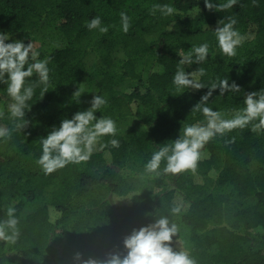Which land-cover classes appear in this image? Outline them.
Instances as JSON below:
<instances>
[{"label":"trees","instance_id":"trees-1","mask_svg":"<svg viewBox=\"0 0 264 264\" xmlns=\"http://www.w3.org/2000/svg\"><path fill=\"white\" fill-rule=\"evenodd\" d=\"M154 4L177 12L152 14ZM121 12L131 19L127 34ZM52 15L60 18L56 28L63 43L35 48L39 59L52 57L49 90L43 94L38 75L28 78L26 83L38 85L25 110L28 125L7 141L0 138V221L9 205L20 221L17 241H0V264H79L73 259L77 252L102 262L110 253L126 254L123 238L161 216L187 226L190 245L178 231L172 247L187 251L196 264H264V131L249 125L210 140L195 174H166L165 161L160 175L145 170L151 155L172 144L186 125L206 123L202 112L191 109L208 88L177 89L173 83L179 53L207 42L205 63L180 67L205 68L206 75L196 78L206 86L223 79L240 86V92L223 96L214 89L209 98L207 106L226 118L244 107L246 93L264 91V0H238L222 13L205 9L204 0H0V32L10 35L6 43L18 37L27 44L26 35ZM97 16L106 34L86 27ZM228 17L245 37L234 57L220 52L215 36L218 21ZM91 54L101 63V76L92 96L76 98ZM94 95L107 101L94 113L97 118L131 124L102 137L106 147L98 146L87 162L45 175L36 163L42 138L63 119L87 110ZM9 103L0 83V126L12 128ZM177 205L181 213L172 215Z\"/></svg>","mask_w":264,"mask_h":264},{"label":"clouds","instance_id":"clouds-1","mask_svg":"<svg viewBox=\"0 0 264 264\" xmlns=\"http://www.w3.org/2000/svg\"><path fill=\"white\" fill-rule=\"evenodd\" d=\"M238 0H226L225 3H213L211 0H204L205 9L208 11H221L232 9ZM253 5L256 0H252ZM159 11L164 16H173L177 9L169 4H154L151 13ZM122 31L127 34L131 27V19L126 12L120 13ZM237 20L228 17L227 22L218 21L215 28V36L220 52L227 57H234L237 48L241 46L245 37L234 28ZM89 30H98L101 34L108 32V27L102 24L99 16L94 17L86 24ZM8 33L0 32V83L6 85L7 96L11 103L8 104V112L14 121V126L8 128L0 126V138L5 141L11 139L14 131H21L26 128L28 121L25 119V110L30 108L28 101L34 95L37 83L28 84L26 81L34 74L38 75V84L44 85L43 94L48 91L49 84V61L51 56L39 59V52L35 50L30 41L25 44L21 40L9 39ZM209 44L207 42L194 46L190 52L179 53L177 71L174 74L173 83L177 89H195L207 87L208 91L201 96L191 111L202 112L205 124H190L183 128L182 134L173 140L172 144H165L159 147L145 164L148 173L160 175V165L166 162L163 172L177 175L184 172L195 174L199 162L205 157L203 151L205 145L217 136L235 129H245L251 125L253 132L264 131V91H252L244 96V107L234 112L231 118H226L225 113L213 110L207 106L213 90L219 88V95L226 92L238 93L241 91L235 82L231 84L228 79L213 82L210 86L197 79V76L206 75L203 67L192 72H185L184 67L193 63L198 65L205 63L208 59ZM82 91L77 90L76 98ZM42 94V96H43ZM107 101L100 95H94L90 101V107L84 111L73 114L71 119H63L59 128L53 129L41 140L42 155L36 161L45 175L52 174L68 164H80L87 162L92 154L106 147L101 143L104 136H115L117 133L116 123L113 119L101 116L97 118L94 113L106 106ZM4 112L0 111V118ZM234 140V138H233ZM110 145L119 148L120 142L111 139ZM181 213L180 206L171 208L172 215ZM6 219L0 221V241L7 244H14L19 238V218L16 216V208L12 205L6 208ZM179 231L175 223H170L168 217L161 216L152 223L133 228L123 238V247L126 254L110 253L104 261H97L94 258L82 259L79 252L75 253L73 259L79 264H196L194 258L187 251H174L172 247L173 237Z\"/></svg>","mask_w":264,"mask_h":264},{"label":"rangeland","instance_id":"rangeland-1","mask_svg":"<svg viewBox=\"0 0 264 264\" xmlns=\"http://www.w3.org/2000/svg\"><path fill=\"white\" fill-rule=\"evenodd\" d=\"M222 13V12H221ZM60 18L56 15H52L48 17L45 21L43 27L31 34L26 35L25 38L31 41L34 45V48L39 47L40 45L46 46H60L63 43L62 36L58 32L56 28V24L59 22ZM13 40H19L18 37H14ZM117 54H120V51H116ZM86 63L89 67L88 78L87 80L81 85L79 91H82L80 97L87 99L86 93L89 96H92L95 91V85L97 80L101 76L102 66L98 60L95 59L94 55H89L86 59ZM131 124L129 119L116 124L117 130L125 129ZM147 185V184H146ZM176 225L179 228L180 235L188 246L190 245L189 238H188V228L185 224L181 223L177 220ZM178 243L181 241L178 240Z\"/></svg>","mask_w":264,"mask_h":264}]
</instances>
